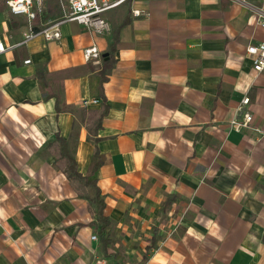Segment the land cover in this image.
Masks as SVG:
<instances>
[{
    "label": "crops",
    "instance_id": "0c3cea01",
    "mask_svg": "<svg viewBox=\"0 0 264 264\" xmlns=\"http://www.w3.org/2000/svg\"><path fill=\"white\" fill-rule=\"evenodd\" d=\"M66 9L44 0L35 26ZM261 12L128 0L108 34L64 22L59 40L12 46L27 20L0 0V264H264V72L246 53ZM163 205L173 228L135 249V208Z\"/></svg>",
    "mask_w": 264,
    "mask_h": 264
},
{
    "label": "built area",
    "instance_id": "2783aa9c",
    "mask_svg": "<svg viewBox=\"0 0 264 264\" xmlns=\"http://www.w3.org/2000/svg\"><path fill=\"white\" fill-rule=\"evenodd\" d=\"M44 0H6V5L9 12L13 15H23L27 20V30L23 33L22 39L12 45L19 46L26 44L38 35H41L46 41H55L60 38V25L64 22H76L86 28L92 34L105 35L111 31V25L106 17V13L114 8H117L128 0H66L67 9L64 10L62 16L58 19L36 27L34 21L37 19L43 9ZM142 11L138 8H132L131 15L133 17L140 16ZM258 21L261 26H264V14L258 13ZM4 47L0 40V52L4 51ZM246 53L250 57L252 68L255 72H264V42L257 44H249L246 46ZM83 57L87 62L98 63L101 61V52L95 45L88 46L82 51ZM29 59L24 63H28ZM89 102H97L96 100H83V105ZM249 97L242 99L241 104H248ZM252 120L250 114H245L240 120H231V126L238 130L249 126ZM95 238V236H92ZM92 264H110L104 257Z\"/></svg>",
    "mask_w": 264,
    "mask_h": 264
},
{
    "label": "rangeland",
    "instance_id": "374dc122",
    "mask_svg": "<svg viewBox=\"0 0 264 264\" xmlns=\"http://www.w3.org/2000/svg\"><path fill=\"white\" fill-rule=\"evenodd\" d=\"M137 215H134V220L131 222L129 232L136 239L134 244L135 249L139 248V242H144L147 239L150 242L151 236H155L156 240L163 235L168 234V230L173 228V214H169L166 210V205H163L159 210L155 208L152 213L143 215L140 212V208H135ZM129 217V215L127 216ZM148 251L146 250V253ZM143 259V258H142ZM141 259V260H142Z\"/></svg>",
    "mask_w": 264,
    "mask_h": 264
},
{
    "label": "trees",
    "instance_id": "16d2710c",
    "mask_svg": "<svg viewBox=\"0 0 264 264\" xmlns=\"http://www.w3.org/2000/svg\"><path fill=\"white\" fill-rule=\"evenodd\" d=\"M103 79H104V77H103ZM70 164H71V165H70V171L73 172V174L76 175L77 177H80V175H79L78 173L75 172V169H74V166H73L72 160H71ZM98 165H99V160L96 162L94 169H96V168L98 167ZM98 195H99V190L96 188V196L98 197ZM99 207H100V213H102L103 204L100 203V204H99ZM103 219H104V218H103ZM105 224H106V223H105Z\"/></svg>",
    "mask_w": 264,
    "mask_h": 264
}]
</instances>
